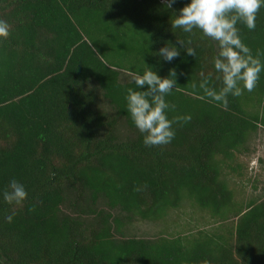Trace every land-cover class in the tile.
Returning <instances> with one entry per match:
<instances>
[{"label":"trees","instance_id":"16d2710c","mask_svg":"<svg viewBox=\"0 0 264 264\" xmlns=\"http://www.w3.org/2000/svg\"><path fill=\"white\" fill-rule=\"evenodd\" d=\"M189 2L0 0L11 26L0 39V264H264V186L239 161L264 129V71L226 106L205 96V77L222 86L216 42L170 22ZM237 27L264 64V7L254 30ZM168 45L180 52L170 62L158 54ZM146 68L175 71L166 114L191 116L166 145L145 146L127 109ZM13 179L28 193L20 205L3 200ZM245 187L260 192L236 194ZM188 205L211 227L125 234Z\"/></svg>","mask_w":264,"mask_h":264},{"label":"clouds","instance_id":"9594fccd","mask_svg":"<svg viewBox=\"0 0 264 264\" xmlns=\"http://www.w3.org/2000/svg\"><path fill=\"white\" fill-rule=\"evenodd\" d=\"M165 3L171 8L175 0H165ZM262 7L264 0H190L179 10V15L171 18L172 29H182L193 35L194 30H199L201 38L207 37L216 42L217 54L212 58V64L218 73L216 79L222 86L219 90L209 87V80L205 77L199 83V88L205 96L224 106L227 105L229 95L238 97L245 90L253 91L259 74L264 71L260 54L257 53L255 57L252 55L251 49L240 39L237 27L238 24H243L249 30H254L257 14ZM10 28L7 21L0 19V39L6 40L9 37ZM178 43L189 55L195 57L194 48L186 46L183 40H178ZM191 43L189 39L187 45ZM158 54L170 62L180 52L177 47L168 45L161 47ZM175 76L173 70L168 77L161 78L155 71L147 68L142 75L132 74V81L137 88L146 90L127 89V109L135 127L143 134L145 146L170 143L175 137L173 123L191 120L190 115L176 116L170 120L166 114V110L175 109L174 104L165 100V96L177 86ZM192 87L196 88L197 85L193 83ZM27 196L23 184L15 179L10 181L8 190L3 192V200L9 205H20ZM7 220L11 222L12 216H8Z\"/></svg>","mask_w":264,"mask_h":264},{"label":"rangeland","instance_id":"374dc122","mask_svg":"<svg viewBox=\"0 0 264 264\" xmlns=\"http://www.w3.org/2000/svg\"><path fill=\"white\" fill-rule=\"evenodd\" d=\"M127 79L124 75L121 77L123 81ZM104 107L105 109L107 108L105 104ZM120 128L122 135L128 132L124 125L121 124ZM248 150L247 154L240 156L239 161L248 166L246 176L254 177L260 188L264 186V129H259L257 135L250 140ZM259 192H254L250 187H245L243 191L239 190L236 194H244L249 197L259 194ZM202 216H206V214L197 208H190L188 205L183 207V209L171 210L164 219L155 222L134 219L126 223L124 230L127 235L155 237L161 233L168 232L170 229L176 232H192L201 226L204 228L211 227L212 221L209 218L204 219Z\"/></svg>","mask_w":264,"mask_h":264}]
</instances>
